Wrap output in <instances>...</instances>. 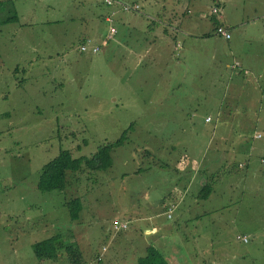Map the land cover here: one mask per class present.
Segmentation results:
<instances>
[{
  "label": "rangeland",
  "instance_id": "374dc122",
  "mask_svg": "<svg viewBox=\"0 0 264 264\" xmlns=\"http://www.w3.org/2000/svg\"><path fill=\"white\" fill-rule=\"evenodd\" d=\"M125 1L139 8L116 9L112 22L103 0L0 1V264H70L65 247L56 259L34 254L53 234L82 261L105 246L97 264H136L150 244L170 264H264V75L231 67L242 34L264 36V1L220 0L229 39L215 32V0ZM194 18L224 41L177 30L193 35ZM86 37L98 52L79 49ZM125 129L111 165L83 163L65 189L37 188L61 148L89 156ZM184 190L167 217L165 202Z\"/></svg>",
  "mask_w": 264,
  "mask_h": 264
},
{
  "label": "trees",
  "instance_id": "16d2710c",
  "mask_svg": "<svg viewBox=\"0 0 264 264\" xmlns=\"http://www.w3.org/2000/svg\"><path fill=\"white\" fill-rule=\"evenodd\" d=\"M14 14L11 18H15ZM8 17L7 19H11ZM86 40V39H85ZM84 40V41H85ZM99 46L100 44L97 43ZM128 129L123 130L122 135L114 141H107L99 144L96 150L87 155L73 156L69 148H61L58 153L47 160L42 165L37 180V188L42 191L63 190L67 185V171H77L82 169L84 163L87 167L93 169L106 168L111 165V150L123 142L124 134ZM208 191L209 183L203 186ZM70 216L77 217L82 203L79 197H75L66 202ZM69 254L68 259L70 264H79L81 259V251L77 246L68 244L65 246L64 242L59 239L58 234H53L49 237L34 241L32 249L34 254L39 258L56 259L59 256V251L64 248ZM136 264H170L161 252L153 245L146 247V253L137 259Z\"/></svg>",
  "mask_w": 264,
  "mask_h": 264
},
{
  "label": "crops",
  "instance_id": "0c3cea01",
  "mask_svg": "<svg viewBox=\"0 0 264 264\" xmlns=\"http://www.w3.org/2000/svg\"><path fill=\"white\" fill-rule=\"evenodd\" d=\"M1 1V0H0ZM125 1V0H124ZM224 1V0H223ZM264 1V0H263ZM104 2V1H103ZM128 2V1H127ZM132 2V1H131ZM105 3V2H104ZM106 4V3H105ZM106 6H107V8L109 9V11H107L106 12V15H104L105 17V20H107V21H110V22H112V17H111V14H113V13H115V10L116 9H118V8H120V9H122V10H124L120 5H107L106 4ZM220 6H221V3H220V0H218V1H216L215 0V5L214 6H212V8H211V11H212V15L214 16V14L213 13H218L219 12V17L222 19V21L220 20L217 24H216V26L217 25H223V24H225V27L226 28H228V23L225 21L226 20V17H225V15H223L222 13H220ZM213 8H216V10L214 11L213 10ZM264 12V11H263ZM16 14V13H15ZM8 17H12V14L11 15H9V16H6L3 20H8L7 18ZM201 17V16H200ZM225 18V19H224ZM194 20H195V22H196V26L194 27V33H193V35H191V33L189 32V31H187V30H190V29H186L187 28V26L185 25L184 27H182L181 26V24H179L178 26H177V30H179V32L180 33H183V34H185V35H188V37H189V40L190 39H198V38H200V39H206V38H214V39H216L217 40V42H221V41H224V40H220L217 36H214V35H209L208 34V29L207 28H202L201 26H200V20L198 19V18H194ZM202 20V19H201ZM9 22H12V21H9ZM8 22V23H9ZM4 23H6V22H4ZM241 23V25H239L238 26V29H241V27L243 28V26L244 25H246V23L245 22H243V21H241L240 22ZM110 25H112V24H110ZM109 25V26H110ZM114 26V25H113ZM216 26L214 27V28H216ZM224 26V25H223ZM108 29H109V27H108ZM115 29H116V27H115ZM176 29V28H175ZM229 30V29H228ZM117 31V30H116ZM115 31V32H116ZM114 32V33H115ZM113 33V34H114ZM217 34H219V33H217ZM220 35V34H219ZM220 36H222V37H224L223 35H220ZM87 38H90L92 41H93V39L91 38V37H86L85 39H87ZM177 38V36H175V39ZM225 38V37H224ZM255 38H256V40L254 41V40H252V37H251V35L250 34H242V39L246 42V45H247V47L246 48H244L243 49V51L240 53V54H236L237 56H238V58H240V61L239 60H237L236 61V63L235 64H231V67L232 68H234V67H239V70H242L243 71V73H248V72H251V73H253V74H257V76H258V78H260V76H261V74H263L264 75V36H256L255 35ZM1 39V38H0ZM84 39V40H85ZM225 39H229V38H225ZM181 40H183V44H185L186 43V41H188L189 42V40L188 39H181ZM233 40H234V38H233ZM95 42V41H94ZM96 43V42H95ZM232 42L231 41H227V46H230V44H231ZM233 45V44H232ZM231 45V46H232ZM233 47V46H232ZM184 48H185V46H184ZM231 50H232V48H231ZM237 51H235V53H236ZM238 53V52H237ZM0 56H1V54H0ZM238 62V63H237ZM183 64H184V62H182ZM239 64H240V66H239ZM19 66H16V70H17V68H18ZM216 135V134H215ZM215 135L213 136V137H215ZM255 136H256V134H255ZM217 137L219 138V140L218 141H216L220 146H223V145H226V141H227V137L228 136H226V134H219V135H217ZM213 140V139H212ZM212 142V141H211ZM211 159H212V157H211ZM211 159L207 162V167H210L211 165H212V163H210V161H211ZM239 163H241V162H239ZM239 163H238V165H239ZM242 165H243V163H241ZM38 180V179H37ZM207 182H205V183H203L202 185H201V187H200V191L202 190H206L203 186L206 184ZM171 194V193H170ZM184 194H186V192H185V190L184 191H182L181 192V194H180V197H178L177 198V201L176 202H173V201H171V200H167L166 202H165V209H164V211H163V213L166 215V211H167V208L169 207V206H172V208L173 209H175L177 206H178V204H179V202L183 199V195ZM82 208V207H81ZM172 213V212H171ZM167 216V215H166ZM172 216V215H171ZM170 216V217H171ZM168 217V216H167ZM159 228V227H158ZM155 225H153V227L151 228V230L153 229V231H155V233H157V230L156 229H158ZM147 247V246H146ZM157 248V247H156ZM159 248V247H158ZM157 248V249H158ZM145 251H146V249H144V252L140 255V256H142V255H144V253H145ZM101 252V251H100ZM99 251H98V253H100ZM97 253V254H98ZM96 254V255H97ZM139 256V257H140ZM118 258V257H117ZM82 259V258H81ZM126 259L127 260H129L130 259V256L129 255H127L126 256V258H123V260H121V262L123 263V264H126L127 263V261H126ZM137 259H138V257H137ZM82 260H84V259H82ZM89 260H91V259H89ZM85 261H88V260H85ZM133 261H132V259H131V261H130V263L131 264H133L132 263ZM136 263H137V260H136Z\"/></svg>",
  "mask_w": 264,
  "mask_h": 264
},
{
  "label": "built area",
  "instance_id": "2783aa9c",
  "mask_svg": "<svg viewBox=\"0 0 264 264\" xmlns=\"http://www.w3.org/2000/svg\"><path fill=\"white\" fill-rule=\"evenodd\" d=\"M107 5H120L124 10H137L139 8V4L136 2H127L124 0H103ZM213 10L215 11L216 8H213ZM116 31L115 26L110 25L109 26V32L107 34V37H111V35ZM215 32L219 33L220 35H223L225 38H229L230 37V31L228 30V28H226L223 25H217L215 28ZM79 49L81 51H90L91 53H96L100 50V46L93 42L90 38H87L85 41H83L80 46ZM207 119H209V116L206 117ZM257 137L261 136L260 133L256 134ZM239 165H241V163H239ZM173 208L172 206H169L167 208L166 211V215L168 217L171 216V212H172ZM128 226V221L127 220H117L115 219L113 221L112 227L115 231H119L121 229H126ZM237 238H240L244 241H247V237L245 235L241 236V235H237ZM104 251H106V247L103 246L102 250L100 253H98L97 255H95V257L92 260H88V261H81L79 264H97L101 259H102V255L104 254Z\"/></svg>",
  "mask_w": 264,
  "mask_h": 264
}]
</instances>
